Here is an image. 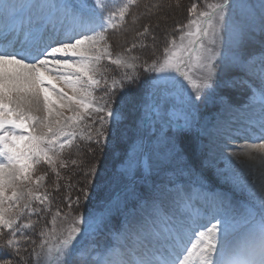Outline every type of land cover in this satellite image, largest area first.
Segmentation results:
<instances>
[{"label": "snow or ice", "instance_id": "obj_1", "mask_svg": "<svg viewBox=\"0 0 264 264\" xmlns=\"http://www.w3.org/2000/svg\"><path fill=\"white\" fill-rule=\"evenodd\" d=\"M140 5L46 0L25 23L0 0V264H264V0L192 3L159 56L160 21L181 3H145L135 36L151 38L155 58L139 66L156 76L138 97L137 75L109 84L99 65L138 66L133 49L149 44L134 39L113 57L107 33ZM78 135L121 155L109 171L90 148L67 213L37 233L33 216L51 200L47 171L36 172L47 165L59 191Z\"/></svg>", "mask_w": 264, "mask_h": 264}, {"label": "rangeland", "instance_id": "obj_2", "mask_svg": "<svg viewBox=\"0 0 264 264\" xmlns=\"http://www.w3.org/2000/svg\"><path fill=\"white\" fill-rule=\"evenodd\" d=\"M12 3L20 6L21 18L24 17V22H27L28 14H35L36 8L32 7V3L34 0H11ZM46 0H40L39 3H44ZM123 0H108V3L114 5L113 11H116L117 8L122 4ZM157 0H141V5L139 8H133L131 10V14L126 17V23L123 27H119L116 30L110 29L107 33L109 38V43L111 44V51L113 57L117 55V53H122L125 47H130L131 43L134 39H136L139 43H147L149 47L146 49L136 48L133 49V54L139 55L141 60L138 66L135 69H126L122 67H117L116 65L110 64L107 59L103 60L99 65L100 75L108 80V83L111 84L113 79H120L123 74L127 71L132 73L133 75H137L139 78L136 81L135 85L132 86V90L135 91L139 96H142L147 88L146 81H149L152 77L156 76V73L146 72L144 67L139 66L143 64L145 60L150 64L151 60L155 58V56H159L163 51V47L165 44V39L163 37V32L165 28L167 32L171 34L173 37L178 39V35L172 33V26L175 22H187V13L186 8L189 7L194 2H201V0H180L181 8L174 9L168 14V18L166 20H161V28L157 29V40H156V51L155 56L152 54V45L151 38H147V40H140V38L135 36L137 30L141 29L143 24L148 22L149 17L145 15H141L145 12L143 5L145 3H156ZM166 3L167 0H164ZM136 18L137 22L133 23V19ZM152 23L155 24L157 22L156 17H151ZM2 27V24H0ZM51 82L52 84H56L57 87H61V85L53 80L50 76L46 80V84ZM106 85L101 84L96 89V102L103 103L101 97L104 94ZM67 91V89H66ZM71 94V93H69ZM54 99V97H53ZM118 99V97H117ZM237 99H243L241 96H237ZM113 107H116V104H113ZM67 115V113H65ZM245 143H250V141H244L242 139H238L237 144L243 145ZM91 149H95L96 156L101 160H105L107 162V168L111 171L113 163L119 158L121 155L122 148L117 147L115 142L111 145L106 146V151L102 152L94 144H90L87 139H82L79 135L76 137L73 142V146L71 149H66L63 155V159L67 161V166L64 168H58L61 178L58 180L59 191L55 190V182L57 181L55 173H53L50 169L47 168V165H40L36 175H40L43 172L47 171L48 175L44 181L45 188L40 189L43 192L45 189L50 194L51 200V211L43 212L42 215L39 213L36 216H33L34 223L39 220V224L37 225L36 232L38 233L41 228H45L47 225L48 228L51 227L50 221L55 216L57 210H59L62 214L67 213L66 205L69 203L68 197L74 201L77 195L80 184L84 182V171H86L87 164L93 160L94 157L90 152ZM72 160H76L77 164L74 165L71 163ZM241 160H246V157L241 156ZM118 166V165H117ZM95 202V197H93V203ZM86 202L82 201V205ZM35 207L39 209H43L45 205H35ZM89 208L92 205H88ZM81 212H83V208H81ZM66 222L63 220V215L57 217V227L59 228L61 225H65ZM34 238L39 241L40 237L38 235H34Z\"/></svg>", "mask_w": 264, "mask_h": 264}, {"label": "bare ground", "instance_id": "obj_3", "mask_svg": "<svg viewBox=\"0 0 264 264\" xmlns=\"http://www.w3.org/2000/svg\"><path fill=\"white\" fill-rule=\"evenodd\" d=\"M40 0H34V2L32 3V6L33 5H36L37 3H39Z\"/></svg>", "mask_w": 264, "mask_h": 264}]
</instances>
